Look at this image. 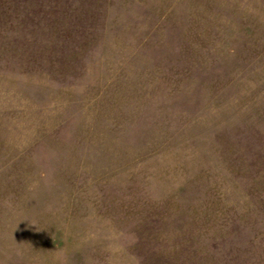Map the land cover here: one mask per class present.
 Segmentation results:
<instances>
[{
  "label": "rangeland",
  "instance_id": "obj_1",
  "mask_svg": "<svg viewBox=\"0 0 264 264\" xmlns=\"http://www.w3.org/2000/svg\"><path fill=\"white\" fill-rule=\"evenodd\" d=\"M0 264H264V0H0Z\"/></svg>",
  "mask_w": 264,
  "mask_h": 264
}]
</instances>
